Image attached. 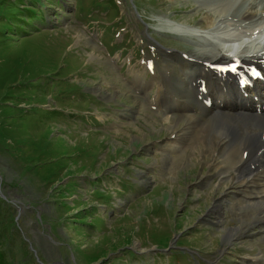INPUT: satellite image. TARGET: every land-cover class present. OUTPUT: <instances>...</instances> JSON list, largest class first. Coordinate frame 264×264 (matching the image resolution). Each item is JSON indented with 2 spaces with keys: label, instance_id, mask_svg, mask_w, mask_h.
<instances>
[{
  "label": "rangeland",
  "instance_id": "obj_1",
  "mask_svg": "<svg viewBox=\"0 0 264 264\" xmlns=\"http://www.w3.org/2000/svg\"><path fill=\"white\" fill-rule=\"evenodd\" d=\"M208 1H2L0 198L12 206L1 216L15 264H264L263 222L209 156L169 164L164 142L183 123L167 129L151 105L164 63L182 64L188 50L231 53L201 29L217 7ZM220 21L215 34L236 38L231 54L263 47L257 22ZM223 195L221 226L250 222L228 244L208 214Z\"/></svg>",
  "mask_w": 264,
  "mask_h": 264
},
{
  "label": "bare ground",
  "instance_id": "obj_2",
  "mask_svg": "<svg viewBox=\"0 0 264 264\" xmlns=\"http://www.w3.org/2000/svg\"><path fill=\"white\" fill-rule=\"evenodd\" d=\"M208 2L216 3L217 7L212 13L209 10L207 17L213 19L201 29H209L215 36L217 19L264 25V0H241L236 8L232 0H225L222 5L218 0ZM234 39L230 36V40ZM246 44L243 53L226 54L218 47L213 53L188 50L179 54L182 64L164 63L155 103L151 105L164 110L167 129L174 130L178 121L183 123L181 129L172 131L173 139L164 142L169 164L184 157L187 151L200 155L202 161L209 156V169L221 175L222 181L230 182L229 187L235 189L243 202L241 208L248 211L252 223L264 225V44L259 48ZM144 61L147 69L151 61L146 56ZM226 65L232 66L231 70L222 68ZM210 174L203 175L201 182H206ZM225 195L212 205L208 214L223 228L224 242L228 244L238 233L246 231L250 222H242L244 225L238 227L221 226L224 218L220 209L228 203Z\"/></svg>",
  "mask_w": 264,
  "mask_h": 264
},
{
  "label": "trees",
  "instance_id": "obj_3",
  "mask_svg": "<svg viewBox=\"0 0 264 264\" xmlns=\"http://www.w3.org/2000/svg\"><path fill=\"white\" fill-rule=\"evenodd\" d=\"M3 0H0V5L2 6ZM30 2V0H28ZM34 3V2H33ZM30 7V8H29ZM21 10L23 9H27L26 13H28L29 11H34V7L33 6H28V5H21ZM30 9V10H29ZM39 9H37L38 11ZM31 15V14H30ZM35 15H31L29 17L34 18ZM21 27V26H20ZM12 206H10L9 201L6 203H3L1 198H0V264H15L12 260H11V254L16 253V251L11 248L13 246V242L12 239H10V233L7 231L6 228H3V221L5 220V217L1 216V212H3L4 210L7 209H11ZM15 222V221H14ZM12 234L16 235L19 234L18 233V228L17 225L12 227L11 230ZM126 252H130L129 250H125ZM118 259V258H117Z\"/></svg>",
  "mask_w": 264,
  "mask_h": 264
},
{
  "label": "water",
  "instance_id": "obj_4",
  "mask_svg": "<svg viewBox=\"0 0 264 264\" xmlns=\"http://www.w3.org/2000/svg\"><path fill=\"white\" fill-rule=\"evenodd\" d=\"M42 264H44V263H42Z\"/></svg>",
  "mask_w": 264,
  "mask_h": 264
}]
</instances>
